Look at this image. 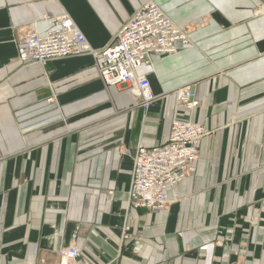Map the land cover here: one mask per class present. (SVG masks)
Listing matches in <instances>:
<instances>
[{
	"label": "crops",
	"instance_id": "0c3cea01",
	"mask_svg": "<svg viewBox=\"0 0 264 264\" xmlns=\"http://www.w3.org/2000/svg\"><path fill=\"white\" fill-rule=\"evenodd\" d=\"M143 1L0 0V264H59L69 244L86 264H205L211 243V264H264V0H155L194 44L139 72L155 94L194 84L178 118L209 131L165 209L127 191L137 145L168 140L173 94L145 110L91 55L17 59L43 16L69 14L100 49Z\"/></svg>",
	"mask_w": 264,
	"mask_h": 264
},
{
	"label": "built area",
	"instance_id": "2783aa9c",
	"mask_svg": "<svg viewBox=\"0 0 264 264\" xmlns=\"http://www.w3.org/2000/svg\"><path fill=\"white\" fill-rule=\"evenodd\" d=\"M48 24L45 32L35 25L23 29L16 42L17 59L21 64L45 66L52 60L91 55L99 78L106 86L129 88L135 105L148 110L159 98L173 94L175 108L168 140L164 145L146 148L139 143L132 155V172L127 191L128 206L159 210L175 199V189L190 177L199 160L200 142L209 133L204 126L190 119L178 118L198 106L194 84H185L172 92L155 94L146 74L139 70L150 67L154 55H168L193 45L188 26L174 22L155 0H144L116 30L111 40L100 49L93 48L67 13L43 16ZM127 229V226L125 227ZM127 237V235H124ZM207 250H212L211 244ZM86 253L79 244L63 246L59 264H86Z\"/></svg>",
	"mask_w": 264,
	"mask_h": 264
},
{
	"label": "rangeland",
	"instance_id": "374dc122",
	"mask_svg": "<svg viewBox=\"0 0 264 264\" xmlns=\"http://www.w3.org/2000/svg\"><path fill=\"white\" fill-rule=\"evenodd\" d=\"M209 245V244H208ZM211 246H212V248H213V246H214V244L213 243H211ZM207 248L208 247H206V253L207 254H205V256H204V258H203V261H204V263L205 264H211V251L210 250H207Z\"/></svg>",
	"mask_w": 264,
	"mask_h": 264
}]
</instances>
